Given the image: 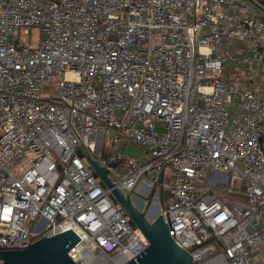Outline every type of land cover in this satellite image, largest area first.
Wrapping results in <instances>:
<instances>
[{
	"label": "built area",
	"instance_id": "built-area-1",
	"mask_svg": "<svg viewBox=\"0 0 264 264\" xmlns=\"http://www.w3.org/2000/svg\"><path fill=\"white\" fill-rule=\"evenodd\" d=\"M82 146L163 200L193 264H264V0H0L1 248L72 230L76 264H127L149 246Z\"/></svg>",
	"mask_w": 264,
	"mask_h": 264
},
{
	"label": "water",
	"instance_id": "water-1",
	"mask_svg": "<svg viewBox=\"0 0 264 264\" xmlns=\"http://www.w3.org/2000/svg\"><path fill=\"white\" fill-rule=\"evenodd\" d=\"M82 150L96 175L111 190L113 198L149 242L145 252L127 264H193L195 259L170 236L163 216H157L159 207L144 205L142 200L133 201L131 191L124 192L116 186L109 168H116L117 163L106 160V164L103 165L94 159L84 146ZM79 242L78 235L70 230L54 237H43L25 248L0 247V260L2 264H76L69 256V252Z\"/></svg>",
	"mask_w": 264,
	"mask_h": 264
},
{
	"label": "rangeland",
	"instance_id": "rangeland-1",
	"mask_svg": "<svg viewBox=\"0 0 264 264\" xmlns=\"http://www.w3.org/2000/svg\"><path fill=\"white\" fill-rule=\"evenodd\" d=\"M30 38H31V42L33 44L37 43L40 39V30L38 28L32 29ZM41 89H42L43 94H46V95H52V94L56 93L55 86L53 84H43L41 86ZM106 138L108 139V137H106ZM120 148L123 150V152L126 156H139L140 155V150L138 149V146H136L135 144H132L126 140H122V142L120 144ZM108 152L109 151L106 148V150L104 151V155L107 156ZM112 177L114 178V175H112ZM135 197H138L139 199H143L145 202H148V198L133 193L132 194L133 201H134ZM163 203H164L163 200H161V202L158 203L159 207H161L163 205Z\"/></svg>",
	"mask_w": 264,
	"mask_h": 264
},
{
	"label": "crops",
	"instance_id": "crops-1",
	"mask_svg": "<svg viewBox=\"0 0 264 264\" xmlns=\"http://www.w3.org/2000/svg\"><path fill=\"white\" fill-rule=\"evenodd\" d=\"M136 200V199H135Z\"/></svg>",
	"mask_w": 264,
	"mask_h": 264
}]
</instances>
